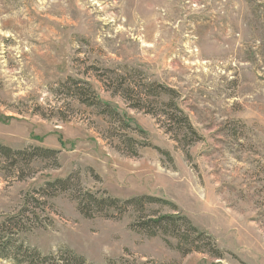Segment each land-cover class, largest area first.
<instances>
[{
    "label": "rangeland",
    "instance_id": "374dc122",
    "mask_svg": "<svg viewBox=\"0 0 264 264\" xmlns=\"http://www.w3.org/2000/svg\"><path fill=\"white\" fill-rule=\"evenodd\" d=\"M122 75L137 91L156 83L173 93L134 109L116 93L112 79ZM68 79L122 123L81 104L62 87ZM163 100L198 139L169 120ZM0 144L58 151V168L0 160V222L48 182L76 175L99 196L168 202L175 208L148 205L144 214L185 216L223 258L181 255L172 238L132 230L134 213L85 218L68 193L26 207L31 222L17 236L41 256L67 249L90 264H264V0H0Z\"/></svg>",
    "mask_w": 264,
    "mask_h": 264
},
{
    "label": "trees",
    "instance_id": "16d2710c",
    "mask_svg": "<svg viewBox=\"0 0 264 264\" xmlns=\"http://www.w3.org/2000/svg\"><path fill=\"white\" fill-rule=\"evenodd\" d=\"M137 72V71H130ZM113 73V72H112ZM127 75H122L112 79L120 82L117 94L123 99L129 101L134 109H146V104L150 101L151 96H165L173 93L169 88L152 83L140 85L141 90L137 91L126 83ZM71 86V87H68ZM63 88L70 89L74 97L87 107L99 109L101 114L109 115L113 120L121 122L123 118L114 111L107 103L103 102L95 95V92L72 79H68L62 84ZM162 109L172 111L168 118L173 121L178 129L184 128L191 133L193 137L198 139V134L190 123V120L183 114L181 110L170 101H162ZM147 109V113H150ZM164 113V112H163ZM169 113V112H168ZM127 127V126H125ZM191 137V141H192ZM195 139V140H196ZM127 143L135 144L131 139ZM132 156H136L137 152L130 148ZM58 151L52 149H44L40 147L29 148L25 150H12L9 147L0 144V160L10 168L18 169L19 164H25L36 160H51L52 166L58 168ZM1 165L2 162L0 161ZM2 166L1 170L5 168ZM22 172V168L19 170ZM61 193H68L71 198L77 203L79 213L89 219L101 216L105 219L116 220L121 219L124 214L134 213L135 218L131 223V229L144 234L148 237L161 236L164 238H172L175 241V250L181 255L197 252L206 254L209 257L220 260L223 258L222 253L216 248L212 239L206 234L198 231L191 225V222L185 216L176 215H158L153 212L148 216L144 214L148 205H164L171 206L168 202L154 198L151 196H139L128 200H121L110 196H99L84 190L76 175H72L67 179H56L45 184L31 196L26 197L25 207L20 215L11 216L0 222V258L10 260L15 264H90L83 256L76 255L74 252L61 249L58 255L41 256L36 250L30 249L19 241L17 236L20 232L27 230V223L31 219L26 217L29 212L26 207L30 205L43 206L44 198H53ZM173 209L174 206H171ZM31 214H33L31 212ZM35 221L38 222L37 215L33 214ZM20 233V234H21ZM105 264H125L123 259L108 260Z\"/></svg>",
    "mask_w": 264,
    "mask_h": 264
}]
</instances>
